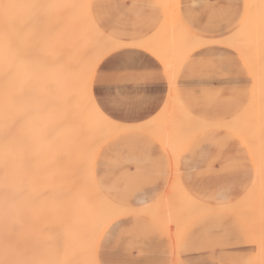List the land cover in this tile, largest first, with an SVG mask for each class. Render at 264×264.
Here are the masks:
<instances>
[{
    "label": "bare ground",
    "instance_id": "1",
    "mask_svg": "<svg viewBox=\"0 0 264 264\" xmlns=\"http://www.w3.org/2000/svg\"><path fill=\"white\" fill-rule=\"evenodd\" d=\"M71 1L72 0H0V264H99L96 246L98 236L102 229L117 216L139 209L140 211L146 212L157 219H160L163 225L173 234V231L175 230H173L172 227L173 223H178L179 225L177 224L178 226L175 227L180 228L179 226H181L182 229L180 228L178 231H183V228H185L187 223L194 216L202 214L209 209L204 204L195 200L182 187L177 174H175L173 183L171 184L174 193H171L175 195L178 194L177 191L179 192V195H177L178 198L176 199L180 198L178 202L180 204L174 203V197L172 203L175 207L173 208L171 201H169L168 208L166 205L164 207V211L167 208L164 213L162 212L163 210L161 211L163 204H159L158 202V204L151 203L149 206H147V204L140 208H126L117 203L115 204L101 192L95 174V153L106 138L117 131L128 128L129 126H127L128 123H125V125L123 123L121 124L120 121L112 119L104 113L102 115V109L93 97L94 88L91 84V77L90 80L88 79V91L91 97H93V105L88 103V107L86 108H89V105H91L93 109L91 110L90 108L88 110L89 113H87L85 111L87 109L84 105L90 100L87 101V98H85L86 100L83 101L85 102L84 105L81 101L82 99L84 100V97L86 96L85 92L87 89L85 88V85L87 83L84 84L85 87H83V89L79 88L81 89L80 91L78 90V87L80 86L77 87L75 84L84 72L88 74L87 78H89V74L92 73L93 70L89 72L88 69H92V67L94 68L97 62L109 50L115 47L118 42L105 34L97 26L90 12L89 0H85V4L84 0L83 4L80 3V0ZM15 2H17V4L19 2L41 4L42 6L38 5L39 10L42 11H40L41 15L46 6L47 10L48 8H51L50 13L47 11L48 14L46 10L44 11L50 22L49 26H55L54 22L57 23V21L59 22L61 20L59 25L61 28L58 32L52 30L49 31L51 27L48 26L49 22L45 21L46 27L49 30H47V33L46 31L42 32L41 30V32L46 35H41L40 38L37 36L39 38L38 44L44 46H46L48 41L47 43L42 44L44 42L43 40L50 37V35L54 36L55 39L53 38L54 40L52 41H55V43L57 39V43L53 47H49L47 44L46 47L49 48L46 51V47L44 48V46L43 49H41L47 53L52 49V54H50L49 51L48 55L38 56L36 52L39 51V53H41L42 51L37 48H35L36 56H32L33 54H30L31 56H22V54L24 55L25 50L24 52H21V55L19 54V51L21 50L18 51L16 47L23 46L24 44L26 46V43L25 40L20 41L18 35L13 37V30L19 32V27L20 29L28 30V26L31 25V27H33L32 24L35 22L36 26L34 27L36 29H33V31H36H34L35 33H32V35H37V30L40 29H38L37 26H40L38 24L41 23H39L40 20L38 22V19L34 21V17L37 16V14L34 15V13L37 12H35V10L38 8L35 4L36 6L33 8L34 13H32L34 15L33 18L28 14L31 16H29V18H31L32 24H26V22H30L28 18L29 21H27V19L25 20L27 27L25 24L24 26L15 25L16 27H13L14 24L18 23V20L16 19L15 23L12 22V18L11 21L8 20L7 13L10 11V3ZM23 6L25 5L23 4ZM22 8L20 9L22 10ZM52 8H54L53 11ZM60 10H62V12L58 13L57 16L56 11L59 12ZM19 12L22 13V11ZM51 12L53 13L51 14ZM24 13L28 12L25 11ZM61 13L63 16L61 15V17H59ZM28 15H26V18ZM38 17H40V15ZM43 19H46V17ZM14 20L15 18L13 17V21ZM19 21L21 20L19 19ZM43 21L41 22L43 23ZM170 21L172 22L173 20ZM175 21L176 20H174L172 25L176 23V26L178 27L177 29H179L180 23ZM9 22H11V25ZM75 22L78 24L76 23L77 25H75ZM12 23L14 24L12 25ZM20 23L22 24V22ZM81 23L84 24L82 25ZM163 25L161 29L166 28V23ZM11 26L14 28H12V31L10 30ZM168 26L170 25L168 24ZM31 27L28 30L29 33H25L28 36L31 35ZM82 27L92 29V33L95 36L94 45L91 47L88 46V49L75 48L77 50L75 51V54L68 52L69 49L67 47L68 50L65 52L66 48L64 49V45H70H68V40L71 39L74 33L78 39L82 38L84 35L82 33L81 36ZM52 28L55 30L54 27ZM8 29L13 33L11 34ZM4 30L7 32L4 33ZM43 30H45V26ZM242 30L241 34L239 32L240 35L232 36L227 40L225 39L224 43L235 47L243 54L248 63L252 65V68L257 70L254 74L255 80L257 79L256 82L258 81V85L257 88L254 86L256 88L254 92L258 89L261 92L263 91L262 94L264 95V90H262V88L264 89V77H262V75H264V67H262L264 64V0H251L250 13ZM164 31L161 30L159 35L158 33L155 34V38H159L161 35L165 34L163 33ZM180 31V33H176L180 37H175L176 39L174 38L175 43H173V40H170L173 39V37L171 38V35H168L173 33L170 30L168 33L166 31L169 43L166 41L167 37L165 38V36H162V40L165 38L166 43L165 41L162 43L160 40L161 43L159 44L157 42L159 39L155 40L153 37L152 39H149V41H146L145 44L156 52L166 64H168L167 61H165L169 55L168 53H170V55L171 53H174V55L180 53L182 55V58L180 57L182 60L187 53L200 47L206 42L195 37L183 27L180 28ZM7 33L21 42L17 41L18 43L22 44V42H24L23 45L17 43L19 46H14L16 48V53L15 51L10 52L11 54L9 53V51L13 50L12 47L11 50L8 49L10 46L9 43L13 40L9 42L8 36L10 37V35H7ZM22 33L24 32L22 31ZM14 34H16V32ZM5 36L7 37L6 39H4ZM74 36L72 38H75L77 40L76 42H78V39ZM172 36L174 35L172 34ZM26 37L27 36H25V38ZM41 37H45L42 39L43 42L41 41ZM30 38L33 37H29L26 41L28 42ZM64 38L68 39L67 43H65L66 39ZM6 40L7 43L5 42ZM81 40L80 42L83 43ZM33 42L35 43V41ZM33 42L30 44H33ZM36 43L34 46L37 45ZM171 43L176 46H172ZM177 43L179 46H177ZM161 44H165L168 49L166 50V48H164L165 46L163 45L162 47ZM167 44L169 45L167 46ZM7 45L8 47L6 50ZM61 45L64 51L60 47ZM25 46H23L24 49ZM29 47H31V45H29ZM171 47V50L174 52L169 50ZM31 48L34 49L33 47ZM21 49L23 50L22 47ZM4 50H6V53H4ZM180 50L182 52H180ZM28 51H30L29 48L27 49V52ZM175 52L178 53L176 54ZM177 57L178 56H174V58ZM170 70L173 74V70ZM45 72L47 75L42 79V75L44 76ZM256 75L258 77L260 76V81L256 78ZM38 78L41 79V82L36 85ZM45 79L48 82L50 81L51 85L53 82L54 84L52 86L56 84L55 88H57L56 90L54 89L55 91H51V87L50 91L45 90L46 84L44 85V83H47ZM44 80L46 82H44ZM174 86L175 85H173V88ZM261 86L262 88H260ZM36 88L42 92L40 94L41 97L39 98V94L37 95L38 90L36 91ZM174 90H176V87ZM174 90L172 91V94L174 92V98L176 101L177 97ZM43 91H45V93H43ZM259 92L255 93L261 96ZM255 93H253L254 96ZM171 97L173 98V96ZM54 98L57 99L55 100ZM59 98H61V100L63 99L62 101H65L66 105L69 104V106L67 107L63 102H59L61 105L56 103L58 104L57 109H54L56 107H50L52 100L54 99L58 102L60 101ZM173 99H171L172 102ZM260 101L258 100L257 105V101H253V106L251 107V105H249L250 107L244 110L245 112L242 116L222 124L208 123L205 120L194 117L189 114L188 111L187 113L190 115V118H188L189 115L186 116L187 118H184L185 116L183 117V115L179 113L182 118L180 122L185 123V121L187 122L188 120L189 123H194L192 125L190 124L191 131L186 134H183L182 132L184 130L182 131L179 128L183 123H178L179 127L177 128H179L182 133V136L179 134L181 137L180 139L179 137L178 139L174 138L175 135L173 137L168 136L166 131H163V126H160V124L151 123L166 120L163 118L156 120L151 118V120L145 121L147 123L141 121L145 124L137 122L136 126L148 130L159 137L169 148L176 162L187 140L206 127L210 128L212 126H219L224 129H231L248 142L256 163V177L254 181L255 183H253L254 186L252 185V188L249 190L250 192L253 191V193L248 192V197L251 198L252 201L250 200V202L248 200V204L245 203L246 207L244 208L249 212L255 210L251 212L253 214L255 212L254 223L251 218L249 219L250 221L248 218L247 220L248 223L253 225V227H256L255 230L257 229L260 231L257 232L259 236L257 237L259 238L257 241L261 247V250L257 248L260 251V253L258 251L259 254H257V264H264V224L262 223L264 221V205L262 204L264 203V101ZM24 106H27L28 108L30 107V109L27 108L29 112L27 111L25 113ZM245 107L247 106L245 105ZM105 116L109 117V120L115 121V123H111L109 120L104 119ZM177 118L176 121L180 120L179 116ZM187 124L188 122L185 123V126ZM170 125L171 123L169 126ZM183 125L182 127L185 128ZM252 194H254V196ZM258 201L261 203L259 205H262L263 208L262 206L260 208L259 205H256L259 203ZM159 205H161V208H159ZM233 206L236 207V204H231L229 210L233 211L235 208ZM179 207L181 209H179ZM225 208L228 209L227 207ZM168 209L170 213H172L171 210H176V214L175 212L170 215L169 213L165 214ZM234 211L243 214L242 212L245 210L237 207ZM183 212L184 214L187 212L186 216L181 214ZM246 214H248V212ZM246 214L244 213V216ZM249 214L248 216H251ZM175 215L176 217L178 216V219L174 217ZM189 215L191 217L190 220H188ZM181 223H185V226L183 227V224L181 225ZM179 233L182 232L180 231ZM180 235L181 234L178 235L179 239L181 238ZM175 238L179 241L177 234L175 235Z\"/></svg>",
    "mask_w": 264,
    "mask_h": 264
},
{
    "label": "rangeland",
    "instance_id": "2",
    "mask_svg": "<svg viewBox=\"0 0 264 264\" xmlns=\"http://www.w3.org/2000/svg\"><path fill=\"white\" fill-rule=\"evenodd\" d=\"M25 3L27 4V6ZM80 3L83 4V0L82 1L80 0ZM15 4H17V2L10 3L9 5L11 6L9 9L10 11L8 10L9 12L8 13L6 12L8 16V20L11 21L12 18V22L14 23L16 19L18 20L17 21L18 23L16 22L17 24L12 23V25L14 24L13 27H16L15 25L24 26L26 19L27 21L30 20V22H26V24L31 23L32 21L31 18H29V16L31 15L33 18L35 14H37V16L34 17V21L38 19L39 22L40 20L39 23L41 24L38 25H40L41 27L37 26L38 29L40 28L39 30H37L36 33L37 35L35 34L32 35V33H35L34 31H36V30L33 31V29H36L34 27L36 26V23L33 21L34 23L33 24L31 23L33 27H31V25L28 26V30L30 29V27L32 28L30 32L31 35L29 34L30 36H28L26 34H28L29 31L26 28H25L26 30H24V29H20L19 27L18 28L20 30L19 32L13 30L14 33L16 32V34H14L13 32H11L13 28L11 26L10 28L11 31L9 29L8 31L11 32V34L13 33V37L18 35L19 36L18 39L20 41L25 40L26 46L25 44L23 45L24 42L20 44L21 42L18 41V39L13 38L12 35L7 33V35H10V37L8 36L9 42L13 40L11 43L8 42L10 45L8 49L11 50V47L13 49L11 51L8 50L9 53L14 52L15 49L17 48L18 51L21 50L19 51L20 53L17 52L20 55L22 54L21 52L22 51L24 52L25 50L24 55L22 54V56H29L30 54L31 55L33 54L32 56H36L37 54L38 56H45L48 55L49 51L50 54H52L53 53L52 49H50L48 53L45 51L49 47H53L54 45H56L57 39H56V43L55 41H52L55 39L54 36L50 35V37H47V38L52 37L51 39H47V38L44 39L45 37L44 38L41 37V41L42 39H44L43 40L44 42L42 41L43 42L42 44L47 43L48 41L47 43L49 45L48 48L46 47L47 44L46 46L38 44L39 42L38 40L40 36L46 35L45 33L43 34L42 32L46 31L47 33V30H49L46 27L45 21L49 22V20L47 19L48 18L47 14L48 12L50 13L51 8H48V10H47V6L44 8L46 12L48 11L46 14L44 13L45 10H43L42 7L43 10L42 13L43 16H42L40 14L42 11L39 10V6H38L41 4L35 3L38 7L36 8L37 10H35V12L37 11L36 13H34V9H33L36 6L34 3L19 2L17 4L18 6ZM23 4L25 6H23ZM84 4H85V0H84ZM90 4H91L94 20L96 21L100 29L109 37L117 41L120 40V42L127 37V27H128L130 29V32H132L130 38H132L134 41H139V40L149 41V39H152L154 37L155 40L159 39L157 40V42L160 44L161 42L164 43V41L166 40L165 38L168 35H171L170 37L171 38L173 37V39L170 40L171 41L173 40V43H175L174 38L180 37L177 34L181 32L180 28H182L181 27L182 24L196 36H199L206 40L217 39L220 41H224L225 39L227 40L232 36L240 35L241 32L243 31L242 30L243 25L246 21L245 19L246 0H90ZM20 8H22V10ZM53 9L54 8H52V11ZM19 11H22V13ZM25 11L28 13H24ZM60 12H62V10H60L59 12L56 11L57 16L58 13ZM32 13H34V15ZM52 13L53 12H51V14ZM25 14L26 15L30 14V15H28L26 18ZM39 15L40 17H38ZM61 15L62 13L60 14L59 17H61ZM13 17L15 18L14 21H13ZM44 17H46V19H43ZM19 19L21 21H19ZM169 19L173 21L171 22ZM174 20H176L175 22L178 21L180 23L179 29H177L178 27L176 26V23L172 25ZM41 21H43L44 24ZM20 22H22V24ZM60 22L61 20L59 22L57 21V23L54 22L55 26L54 25L49 26L50 24L49 22L48 26L51 27L49 31L52 30L58 32L61 28V26H59ZM9 23L11 25V22ZM76 23L77 22H75V25L78 24ZM165 23H166L165 29L169 28L166 30L167 33L170 32L171 30L174 36H172V34L167 35L166 31H164L165 29H161L162 25ZM168 24L170 26H168ZM44 26H45V30H43ZM52 27H54L55 30ZM82 28L81 29L83 32L81 31V36L82 33L84 35L82 36L81 39L83 40L78 39L75 33L72 35V37L75 35L74 37L78 39V42H76L77 40L72 37L71 39L73 41L70 39V37H69L70 40L64 38L66 39L65 43H67L68 40L69 41L68 45L70 44L69 46H66L67 44L64 45V49L66 48L65 52L66 50L69 49L68 52L75 54L77 48L88 49L89 47L94 45L95 36L92 33V29L85 27ZM160 29L163 30L164 31L163 33L166 34L165 35L162 33L163 35H161V37L165 36L164 40H162L163 37L155 38L156 36L155 34L158 33L159 35V32H161ZM5 30L4 33L7 32ZM21 30L24 33H22ZM174 33L177 34L175 35ZM24 34L25 36H27L26 38ZM6 36L4 39L7 38ZM37 36H39V38ZM29 37H33V38H30V40L27 42L26 40H28ZM168 39L169 38L167 37L166 40L168 41L167 43H169ZM31 40L35 41V43L37 42L36 43L37 45L34 46L35 43ZM80 40L83 41V43H81ZM17 41L20 43H18ZM5 42L7 43V40ZM31 42H33V44H30ZM17 43L25 46V49L23 46H19ZM121 43L122 45L117 47L113 51V53L126 47H138L145 49L144 47H141L136 43H123V42ZM15 45L19 47L15 48L14 47ZM29 45H31V47H33L34 49L29 47ZM62 45L60 47L64 51ZM163 45L165 46L164 48H166V45L165 44ZM163 45L161 44L162 47ZM168 45L169 44H167V46ZM171 45L173 46L175 44L171 43ZM43 46L44 48L46 47L45 51L41 50L43 49ZM177 46H179V44ZM7 47L8 45L6 46V50ZM21 47L23 48V50L21 49ZM28 48L30 51L27 52ZM35 48H37L38 50L40 49L44 53L41 52L42 53L41 54L38 51L36 52L37 53L36 54ZM167 49L168 47L166 48V50ZM171 49L172 47L169 50L172 51ZM6 50H4V53H6L5 52ZM222 50L225 51L223 55L221 54ZM180 52L182 51L180 50ZM168 54L170 55V53ZM179 54L174 55V53L173 54L171 53L170 56L168 55L167 58L165 59V61H167L168 64L162 62L165 67V72L169 78V90L162 108L159 110V112H157L155 116L151 117L152 119L155 120L159 118L166 119L163 120L162 122L160 121V122H151V123L160 124V126H163L162 129L163 131H166L168 136L173 137L175 135L174 138L178 139L179 137L180 139L182 133L186 134L191 131L190 124L192 125L194 123L192 122L189 123V121L187 120L188 124L186 125L187 126L186 127L185 123L187 122L186 121L185 123L180 122L182 118L179 113H181L183 117L185 116L184 118H187L186 116L191 114L198 119L205 120L206 122L231 121L239 116H242L245 112L244 110L250 107L249 105H251L252 107L254 102L256 101H257L256 105L258 104V100L264 101L263 100L264 95L262 94L263 91L261 92L258 89L255 91V92L260 91L259 93L261 94V96L254 92V90L257 88L258 85V81L256 82L257 79L255 80V74H254L255 71L257 70H254V68H252V65L248 63L246 58L235 47L220 42L208 43L192 51L183 60V62L180 61L182 55ZM174 56H178V57L174 58ZM159 60L162 61V58L161 59L159 58ZM262 67H264V64ZM169 69L173 70V74L171 76L169 73L170 71ZM88 70L89 72H91V70L95 72L97 68L92 67V69H88ZM46 75L47 74L45 72L44 76L42 75V79H44L43 77H45ZM89 75H90L89 78H87L88 74L84 72L82 73V76H80L79 78L80 82L79 79L76 81L75 86L76 85L77 87L80 86L78 87L79 91L83 89V87L85 86H86L85 88L88 91L89 88L88 81L90 80V77L93 76V73H90ZM191 77L192 78L197 77L198 83L205 81H210V82H208L209 84L205 82L206 84H201V85L198 84L197 86L191 87L187 85ZM262 77H264V75H262ZM256 78H258L259 80L260 76L259 77L257 76ZM45 80L44 82L47 81ZM39 82H41L40 78H38V80L36 81V85H38ZM47 83H44V85L45 84L47 85V87L45 85V90L50 91L51 88H52L51 91L56 90L57 88V87L55 88L56 84L52 86L54 84L53 82L52 85L50 81L49 82L47 81ZM85 83L87 84L84 86ZM173 85H175L174 88L176 87V90H174ZM260 88H262V86ZM37 90L38 89L36 88V91ZM173 90L175 91V95L177 97L176 101L178 100L177 101L178 103L175 101L174 92L172 94ZM262 90L264 89L262 88ZM87 91L85 92L86 96L84 97V100L82 99L81 101L83 102L86 100L85 98H87V101L90 100L91 102L90 101L86 102L87 106L84 105L85 102H83L85 108L88 107V103H91V105H93L92 104L93 97L94 100H96L95 95L91 97L89 91L88 93ZM41 93L42 92L38 90L37 92V95L39 94L38 98L41 97L40 96ZM43 93H45V91H43ZM253 93H255V96ZM171 96H173L174 99ZM256 96L257 97L259 96L258 99ZM260 97L262 98L259 99ZM54 99L52 100L50 107H56L54 109H57L58 108L57 105L58 104L61 105V103L59 102H63V104L66 105L65 101H62L63 99L61 100V98H59L60 101H58L59 100L58 99L57 100L58 102H56L55 101L56 99L55 100ZM171 99H173V102L171 101ZM91 105H89V108H86L87 110L84 109L87 113H89L88 110L90 108L91 110L93 109ZM245 105L247 107H245ZM66 106L68 107L69 104ZM23 108L25 113L27 111L29 112L28 109H30V107L28 108L27 106H24ZM187 111L189 112V114L187 113ZM103 113L109 116L102 109V115ZM178 116L180 120H177L178 121L177 122L176 119H178L177 118ZM188 118H190V115L188 116ZM120 123L121 124L123 123L125 125V123L128 122H120ZM136 123L137 122H134V124L128 123L127 124V126H129L128 129L120 131L112 138H108L100 146L95 159L96 180L101 192L107 198L113 201L115 204L117 203L120 206L126 208L128 207L140 208L141 206L144 205L146 206L147 204H148L147 206H149L151 203L153 204L159 203V204H163L162 208L161 205H159V208H161V211L163 210L162 212L164 213L168 208L169 201H171L173 208L175 207L174 204L172 203L174 197H175L174 203L180 204L178 203L180 198L176 199L178 198L177 195H179V192L177 191L178 194H175L176 195L175 196L173 194L174 191L171 188V184L173 183V179L175 176V170H174L175 163L170 156V152L168 148L161 142V140L154 134L146 131L145 129L135 127L137 125ZM141 123L145 124L147 122L145 123L141 122ZM170 123L171 125L169 126ZM178 123L179 124L183 123L184 125L181 124L179 127ZM182 125L185 126V128L182 127ZM177 127H179L182 131L183 130L184 131L181 133V130H179V128ZM179 134L181 135L179 136ZM191 165L193 167H197V169L202 168L204 170V171L196 172L195 171L196 169H194L193 173L197 174L196 177H202V176H208L209 178L213 177L214 179L213 182L215 183V185L212 187H203L199 189L197 192L195 191L193 192L190 190V188L186 187L184 185V180L185 178H187V173L189 172L187 168H190ZM177 167H178V174L182 187L195 200H197L201 204L206 205L209 209L202 214L196 215L195 213L196 216H194L191 220H190L191 217L189 215L188 220L190 221L188 223L186 222L187 225L185 226V223L184 224L181 223V225L183 224L182 225L183 227L185 226V228H183L184 229L183 231L182 230L178 231V229H180L181 226H179L180 228L175 227L178 226L179 224L178 223L175 224L172 222L173 230L175 229L173 231L174 232L173 234H171L169 231L165 229L160 219H155L152 216L143 212L125 213L124 215L110 222L101 233L97 246L99 264L100 263L104 264L102 259L104 241L106 240L111 229L116 225V223L119 220L124 218H132V217L143 218L145 220H148L153 226L152 229L154 231L157 230L158 232L166 235L171 240L172 252H171V258L169 264H237L238 262H239L238 264H255V262L257 264L258 263L257 254L260 253L259 249L261 248L259 242L257 241V239H259L257 238L259 237L257 233L259 230L257 229L255 230L256 227H253L251 223H248V220L250 218L254 223L255 212L254 214L251 212L255 210H252L250 208L252 211L250 210L251 212H249L246 210V208H244L246 207L245 203L248 204L247 203L248 200L252 201V199L248 197L249 196L248 192L253 193L252 190H251L252 192H250L249 190L252 188V185L254 186L253 183H255L254 181L256 177L254 156L252 154V149L249 146L248 142L231 129H224L223 127L221 128L219 126L203 128L202 130H200L198 133L194 134L191 138L187 140L180 155ZM217 168H220V170H218ZM221 168H224V170H221ZM223 174L228 175V179L221 181ZM160 180L165 181L164 185L152 200L144 203L131 201L137 198V196H135L137 194L136 190L141 188L140 185L158 182ZM166 193L169 195H167ZM254 194L252 195L254 196ZM231 204L232 205L236 204V207L235 206L233 207L235 208L238 207L240 209H244L245 211L242 212L243 214H241L240 212L238 213L235 212L234 211L235 208L233 211L229 210ZM259 204L261 203L259 202L256 205ZM262 204L264 205V203ZM165 205L167 206V208L164 211ZM261 206L262 205H259L260 208ZM225 207H227L228 209H226ZM179 209L181 208L179 207ZM175 211L171 210L172 213ZM247 212L248 214L250 213L249 215L251 216H248V214H246ZM168 213L169 215L172 214L169 212V209L165 214ZM186 213L184 214L183 212L181 214H184L186 216ZM244 213L247 215V217L246 215L244 216ZM174 217H176V215ZM262 223L264 224V221ZM180 231L182 233H179ZM176 234L178 239H179L178 235L181 234L180 235L181 238L179 239V241L176 240L175 238ZM193 252L201 253L202 255L195 261L189 260L186 255L191 254Z\"/></svg>",
    "mask_w": 264,
    "mask_h": 264
},
{
    "label": "crops",
    "instance_id": "3",
    "mask_svg": "<svg viewBox=\"0 0 264 264\" xmlns=\"http://www.w3.org/2000/svg\"><path fill=\"white\" fill-rule=\"evenodd\" d=\"M89 7L92 18L94 20L90 0ZM250 8L251 0H246L245 19H247L249 16ZM182 27L189 33L193 34L183 24ZM131 33L132 32H130V29L127 27V37L121 42L136 43L141 47H144L145 49L149 50L151 53L143 48L138 47H126L113 53V51L117 47L122 45L120 40H115L118 42V44L111 50H109L97 62L96 66L94 67L97 68V70L95 72H92L93 76H91V84L94 88V95L98 104L103 109V111L106 112L109 116L120 122H145L147 120H150V118L157 114V112H159V110L162 108L169 90V78L165 72V67L163 65V63L165 62L163 61V59L162 61L159 60V58L161 59V57L145 44L146 41H134L132 38H130ZM193 35L201 40L206 41L203 45L212 42H220L226 44L224 43V41H220L217 39L206 40L204 38L196 36L195 34ZM197 48L187 53L181 61L183 62V60ZM224 52L225 51L222 50L221 54L223 55ZM169 73L171 76V70L169 71ZM197 80V77H191L187 85L192 87L197 86L198 84L201 85L210 82L205 81L206 83H198ZM225 122L227 123L230 121L208 123L222 124ZM125 129H122L120 131H123ZM120 131L113 133L108 138H112ZM108 138H106L104 141H106ZM104 141L102 142V144L104 143ZM98 150L95 153L94 164ZM170 156L174 160L175 174H177L178 179L180 181L177 167L180 156L177 162L172 156L171 152ZM194 169H196V172L204 171L202 168L197 169V167H193L192 165L190 168H187L189 172L187 173V178H185L184 180V185L190 188L191 191L197 192L203 187H212L215 185V183L213 182V177H196L197 174L193 173ZM217 169L220 170V168ZM221 170H224V168H221ZM225 179H228V175L223 174L221 181H224ZM164 182L165 181L160 180L158 182L140 185L141 188L136 190L137 194L135 196H137V198L131 201L140 203L149 202L160 191V189L164 185ZM129 212L143 211L135 209ZM124 214L117 216L113 220L117 219L118 217ZM152 217L157 219L154 216ZM113 220H111L110 222H112ZM105 227L102 229L101 233L103 232ZM152 228L153 226L151 225V223L143 218L132 217L119 220L116 225L111 229L106 240L104 241V248L102 252L103 263L169 264L172 252V242L166 235L158 232L157 230L154 231ZM165 229L172 234L169 229H167L166 227ZM101 233L98 236L96 246H98V241ZM201 255V253L193 252L186 256L189 260L195 261Z\"/></svg>",
    "mask_w": 264,
    "mask_h": 264
},
{
    "label": "snow or ice",
    "instance_id": "4",
    "mask_svg": "<svg viewBox=\"0 0 264 264\" xmlns=\"http://www.w3.org/2000/svg\"><path fill=\"white\" fill-rule=\"evenodd\" d=\"M104 119L109 120V117L105 116ZM109 122L115 123V121H111V120H109Z\"/></svg>",
    "mask_w": 264,
    "mask_h": 264
}]
</instances>
